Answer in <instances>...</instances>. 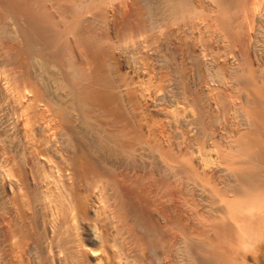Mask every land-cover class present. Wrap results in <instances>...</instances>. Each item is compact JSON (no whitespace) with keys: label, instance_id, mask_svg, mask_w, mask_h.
I'll list each match as a JSON object with an SVG mask.
<instances>
[{"label":"bare ground","instance_id":"6f19581e","mask_svg":"<svg viewBox=\"0 0 264 264\" xmlns=\"http://www.w3.org/2000/svg\"><path fill=\"white\" fill-rule=\"evenodd\" d=\"M0 264H264V0H0Z\"/></svg>","mask_w":264,"mask_h":264}]
</instances>
